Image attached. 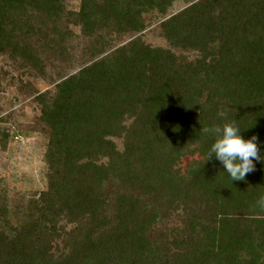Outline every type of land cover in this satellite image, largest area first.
Returning <instances> with one entry per match:
<instances>
[{
    "label": "trees",
    "instance_id": "trees-1",
    "mask_svg": "<svg viewBox=\"0 0 264 264\" xmlns=\"http://www.w3.org/2000/svg\"><path fill=\"white\" fill-rule=\"evenodd\" d=\"M62 1L0 0V54L35 60L14 40L34 30L16 16L27 9L74 18L100 48L37 97L50 128L46 188L14 211L0 189V264H264V161L232 181L202 131L235 121L264 157V0H184L160 22L169 49L142 41L144 15L179 0H81L69 13ZM103 31L138 36L106 53ZM178 209L184 228L151 237Z\"/></svg>",
    "mask_w": 264,
    "mask_h": 264
},
{
    "label": "rangeland",
    "instance_id": "rangeland-1",
    "mask_svg": "<svg viewBox=\"0 0 264 264\" xmlns=\"http://www.w3.org/2000/svg\"><path fill=\"white\" fill-rule=\"evenodd\" d=\"M62 4L66 13L78 12L81 0H63ZM186 6L184 0H179L165 15L157 12L144 15L146 28L140 36L142 41L151 47L169 49L160 22ZM16 16L30 21L34 27L31 34L15 33L14 40L29 48L35 60L27 61L9 52L0 54V189L4 190L12 211L24 207L29 199L46 188L44 155L50 128L40 120L41 104L37 97L54 92L57 83L88 64L100 49L96 46L97 34L83 35L74 18L65 15L54 24L32 9L19 11ZM53 26L57 28L56 33ZM97 33L108 42L106 53L138 36L114 31ZM59 34H63V39ZM173 52L183 54L188 60L194 58V54L179 49ZM130 122L127 120L124 124L128 126ZM113 141L122 151L123 139ZM185 164L183 161L180 167L184 168ZM103 189L106 193L118 191L110 181L103 184ZM184 219L181 209L166 211L162 220L152 227L150 236L171 241L173 231L184 228ZM71 227L67 226V230ZM59 246L62 243L59 242Z\"/></svg>",
    "mask_w": 264,
    "mask_h": 264
},
{
    "label": "clouds",
    "instance_id": "clouds-1",
    "mask_svg": "<svg viewBox=\"0 0 264 264\" xmlns=\"http://www.w3.org/2000/svg\"><path fill=\"white\" fill-rule=\"evenodd\" d=\"M218 115L223 117L225 113L221 111ZM202 131L215 136L208 160L215 156L232 181H244L247 174L256 170L253 161H264L258 147V137L253 135L245 140L235 121L224 123L222 126L204 128ZM257 203L264 208V195L259 197Z\"/></svg>",
    "mask_w": 264,
    "mask_h": 264
}]
</instances>
